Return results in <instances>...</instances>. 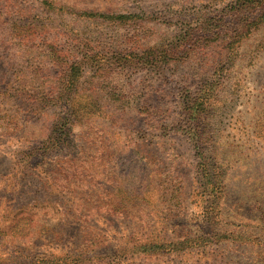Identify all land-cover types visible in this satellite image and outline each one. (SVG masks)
I'll return each mask as SVG.
<instances>
[{
	"label": "rangeland",
	"instance_id": "obj_1",
	"mask_svg": "<svg viewBox=\"0 0 264 264\" xmlns=\"http://www.w3.org/2000/svg\"><path fill=\"white\" fill-rule=\"evenodd\" d=\"M0 264H264V0H0Z\"/></svg>",
	"mask_w": 264,
	"mask_h": 264
}]
</instances>
